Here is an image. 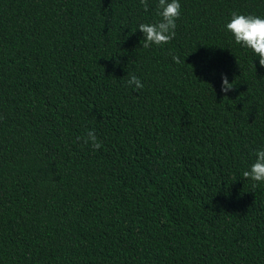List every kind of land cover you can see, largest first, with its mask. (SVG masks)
<instances>
[{"label": "trees", "instance_id": "trees-1", "mask_svg": "<svg viewBox=\"0 0 264 264\" xmlns=\"http://www.w3.org/2000/svg\"><path fill=\"white\" fill-rule=\"evenodd\" d=\"M157 3L0 0V264H264V67L226 30L264 0H179L145 49Z\"/></svg>", "mask_w": 264, "mask_h": 264}, {"label": "clouds", "instance_id": "clouds-1", "mask_svg": "<svg viewBox=\"0 0 264 264\" xmlns=\"http://www.w3.org/2000/svg\"><path fill=\"white\" fill-rule=\"evenodd\" d=\"M144 11H148V0H139ZM179 0H158L156 15L159 19L155 23H141L138 30L143 34V47L167 45L176 36V21L181 15ZM226 30L231 33L237 45L250 50L259 59V65L264 67V18L254 15H243L233 12ZM174 63H181L178 56L173 55ZM127 86L142 90L144 84L136 75H130L126 81ZM233 81L230 83L226 76H221V92L227 97L229 91L235 89ZM93 151L102 147L94 130H88L83 137H78ZM255 161L243 171L242 176L253 182L255 188L258 183L264 182V149L255 153Z\"/></svg>", "mask_w": 264, "mask_h": 264}]
</instances>
